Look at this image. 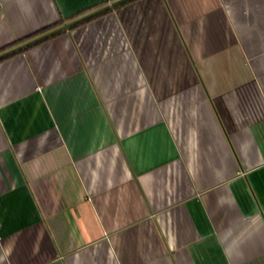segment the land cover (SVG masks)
Masks as SVG:
<instances>
[{"label":"crops","instance_id":"0c3cea01","mask_svg":"<svg viewBox=\"0 0 264 264\" xmlns=\"http://www.w3.org/2000/svg\"><path fill=\"white\" fill-rule=\"evenodd\" d=\"M114 1L0 0V53ZM0 264H264V0H130L0 59Z\"/></svg>","mask_w":264,"mask_h":264},{"label":"water","instance_id":"95a60500","mask_svg":"<svg viewBox=\"0 0 264 264\" xmlns=\"http://www.w3.org/2000/svg\"><path fill=\"white\" fill-rule=\"evenodd\" d=\"M127 1H130V0H116V1L104 6L102 8H99V9H97V10H95L93 12H90V13L84 15V16H81L79 18H76L75 20H72L70 22L64 23L62 26L57 27V29L55 28L53 30L45 32V33L41 34L40 36H37V37H35V38L31 39V40H28V41L18 45V46H15L14 48H11L10 50H7L5 52L0 53V59L4 58V57H6V56H8V55H10V54H12L14 52L22 50V49H24V48H26V47L38 42V41L46 39V38L56 34L57 32H61L63 30L69 29L72 26L82 22L83 20L85 21V20H87L89 18H92V17H94V16H96L98 14L103 13L104 11H107V10H109L111 8L117 7L118 5L124 4Z\"/></svg>","mask_w":264,"mask_h":264},{"label":"trees","instance_id":"16d2710c","mask_svg":"<svg viewBox=\"0 0 264 264\" xmlns=\"http://www.w3.org/2000/svg\"><path fill=\"white\" fill-rule=\"evenodd\" d=\"M45 31H48V30H44V31H42V32H40V34L41 33H44ZM19 43V42H18ZM17 44V42L14 44V45H16ZM21 51V50H20ZM19 52V51H18Z\"/></svg>","mask_w":264,"mask_h":264}]
</instances>
